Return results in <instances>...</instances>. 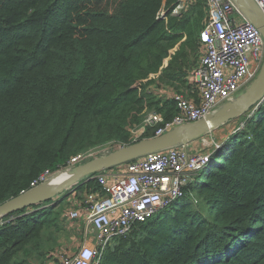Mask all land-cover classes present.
Segmentation results:
<instances>
[{
    "label": "trees",
    "instance_id": "obj_1",
    "mask_svg": "<svg viewBox=\"0 0 264 264\" xmlns=\"http://www.w3.org/2000/svg\"><path fill=\"white\" fill-rule=\"evenodd\" d=\"M177 1L0 0V205L87 149L132 144L128 128L147 113L176 116L135 86L185 85L207 8L189 0L174 16ZM245 115L184 198L115 240L100 264H264V102ZM62 201L0 219V264L62 222L49 217Z\"/></svg>",
    "mask_w": 264,
    "mask_h": 264
},
{
    "label": "built area",
    "instance_id": "obj_2",
    "mask_svg": "<svg viewBox=\"0 0 264 264\" xmlns=\"http://www.w3.org/2000/svg\"><path fill=\"white\" fill-rule=\"evenodd\" d=\"M182 1L185 0L177 1L172 15L177 14ZM253 2L264 17V0ZM206 8L207 19L198 38L204 51L193 73L198 102L175 94L176 116L163 123L154 112L148 113L141 125L128 128L132 144L144 138L149 130L154 138L176 128L206 122L226 104H233L242 97L257 78L264 63V40L257 28L234 0H206ZM164 15L165 12L160 13L158 18ZM188 146L178 145L155 152L95 175L92 181L97 188L80 195L67 211L70 221L85 224V245L71 257H63L60 264H100L115 240L127 236L136 225L155 218L182 199L185 188L193 181L194 176H191L207 164V157L190 154ZM110 153L105 151L100 156ZM96 155L94 150L81 152L66 163L65 170L70 172L89 162V158L95 159ZM46 176H50L48 172L31 184V190L42 188L37 184ZM6 222L0 220V227Z\"/></svg>",
    "mask_w": 264,
    "mask_h": 264
},
{
    "label": "water",
    "instance_id": "obj_3",
    "mask_svg": "<svg viewBox=\"0 0 264 264\" xmlns=\"http://www.w3.org/2000/svg\"><path fill=\"white\" fill-rule=\"evenodd\" d=\"M234 2L244 16L254 24L264 40V17L253 0H234ZM263 102L264 63L257 78L247 89L246 93L240 97V100L233 104H226L213 117L208 118L206 122L176 128L162 136L144 139L134 144L120 147L106 156L98 157L85 164L76 166L70 171V178L53 192L42 188L30 190L1 204L0 218L55 200L66 190L68 193L78 191L83 184L92 180L98 173L115 169L155 152L178 145H188L204 134L213 132L245 115L251 109H257Z\"/></svg>",
    "mask_w": 264,
    "mask_h": 264
},
{
    "label": "rangeland",
    "instance_id": "obj_4",
    "mask_svg": "<svg viewBox=\"0 0 264 264\" xmlns=\"http://www.w3.org/2000/svg\"><path fill=\"white\" fill-rule=\"evenodd\" d=\"M188 3H189V0L182 1V3L179 4L180 9L177 11V14H175L174 16L182 15L184 12L186 13L188 11ZM164 12H165V9L163 8L161 14ZM198 45H199V43L197 41L196 46L198 47ZM197 59H198L197 51H195V52L189 51V50L187 51V61H186L187 65L185 66V68L183 70L184 73L186 74V76H188L190 74V72L192 71ZM189 87L188 88L186 87V88H187V90L190 89L189 92H191L193 86H191V88H189ZM135 88H137V87H135ZM186 88H185V85H183V84H178L175 87V89H177V90H182V89H186ZM137 89H140V91H139L140 93H144L145 91H147L148 85H146V87H144V85H143ZM179 94H182V93H179ZM194 94H195V96L197 94V91L195 88H194ZM241 95L242 94H240L239 96H241ZM239 100H240V98H237L236 102H238ZM149 114H151V113L149 112ZM149 114L147 113L146 116H148ZM154 114H156L162 120V116L159 113L154 112ZM245 116H247V115H242L239 118L231 121L230 123L225 124L223 127L219 128L213 132H208V133L204 134L202 137H200L198 140L191 142V144H189V146H188L189 153L193 154V155L205 156V157H207V162H208L209 156L212 153H214L216 150L220 149L222 144L229 137H231V135L233 136V132L238 131L237 128L243 122L242 118ZM144 119H145V117H144ZM149 133H151V132H149ZM144 139H148V138H141L139 141L144 140ZM115 144H116L115 142L106 143L102 146H97L95 148L89 149V151L94 150V152L96 154H98V155H96L95 158H98V157H101L100 155L102 154V152H105V151L112 152L113 150H116L113 147ZM123 145H126V144H123ZM83 152H88V149L86 151H83ZM93 159L94 158H89L88 161H91ZM69 173H70L69 170L64 169V170L57 172L54 175L46 176L41 181H39V183L37 184V187L40 188L43 186V188H45L46 184H48L50 181L58 179L60 176H63V175L69 174ZM196 175L195 174L192 175L191 178L193 176L195 177ZM187 188H185V191L187 190ZM185 191H184V194H185ZM67 195H68V191L66 190L63 192V194L59 195L60 197H57L55 200L50 201L54 204V203L58 202V200H61V199L63 200L62 201L63 203H61V205H58L56 207L55 211L51 212L52 214L49 213V217H55L53 215V214H55V212H56V214L60 213V215L62 216V222L58 223L59 225L57 227L56 226L46 227V229H44L42 232V237L37 241L31 242L30 245L27 246L23 250V252H21L15 258V262H17L15 264H57V259L55 260V258L59 257V256H57L58 254H66V253L74 254L75 252L78 251V249H76V248H75L76 249L75 251L74 250L62 251L61 250L62 247L61 248L59 247L61 241L64 240V244H63L64 247L67 245L66 246L67 248L72 247L71 249H74L73 239L76 237L73 234L71 227H76L78 224V221H70L67 218V211L72 207V205L70 203H66ZM62 197H64V199ZM188 197L190 198L189 200H191L194 198V194L189 193ZM182 199L175 201L174 204L171 205L166 210H168L172 206L178 204V202L181 201ZM59 202H61V201H59ZM48 206H51V205H46V203H43V204H40L37 208H30V209H28L29 211L26 214L19 216V218H24V216H30L31 214L38 212V211H41ZM166 210H164V211H166ZM159 215H157V216H159ZM65 243H66V245H65Z\"/></svg>",
    "mask_w": 264,
    "mask_h": 264
},
{
    "label": "crops",
    "instance_id": "obj_5",
    "mask_svg": "<svg viewBox=\"0 0 264 264\" xmlns=\"http://www.w3.org/2000/svg\"><path fill=\"white\" fill-rule=\"evenodd\" d=\"M199 42V41H198ZM199 47V48H198ZM198 47H197V54H198V59H197V61L195 62V65H194V67H193V69H192V71L190 72V74L188 75V76H186V78L184 79V81H185V88L187 87H189V88H191V86H193V88H192V91L191 92H189L190 91V89L189 90H187V88L186 89H182V90H177V89H175V87H173V86H169V85H166V84H161V83H159L158 81L156 82V83H153L152 85H150V86H148V89H147V91H145L143 94H145V95H150V96H152V97H154L158 102H159V105L160 106H163V105H165V103L166 102H173V98H174V95L175 94H179V93H182L184 96H186L190 101H194V102H198V94H196V96H195V94H194V88L196 89V86H195V83H194V80H193V73H194V70H195V68L198 66V64H199V60H200V58H201V56H202V54H203V46L199 43V45H198ZM165 67V66H164ZM157 79V76L156 77H152V78H150V80H156ZM175 89V90H174ZM196 91H197V89H196ZM181 94V95H182ZM167 106H168V104H166ZM173 108H174V106H173ZM175 110H176V108H175ZM162 116V121L164 120V118H163V115H161ZM230 123V122H229ZM228 124V123H227ZM224 126V125H223ZM223 126H221V127H223ZM220 127V128H221ZM118 171H120V170H118ZM119 178H121V177H119ZM90 181H92V180H90ZM111 181V180H110ZM88 183V182H87ZM87 183H85V184H83L80 188H79V190L77 191L78 192V194H77V192H76V194H75V192H73V193H68V195H67V197H66V203H70L71 205L79 198V196L80 195H82L84 192H86L87 190H85L83 187L87 184ZM74 195V196H73ZM84 226H85V224H83V222L82 221H78V224H77V226L76 227H71V230L73 231V234L76 236L74 239H73V246H74V249H71V248H67L66 246V243H65V247L63 246V244H64V240H62L61 241V243H60V248H61V250L62 251H64V250H76V249H79L81 246H83V245H85V238H84V234H83V232H84ZM70 235V234H69ZM72 235V234H71ZM72 237V236H71ZM91 242H93V240H91ZM93 244H94V242H93ZM62 245V246H61ZM76 248V249H75ZM72 255H74V254H70V253H66V254H58L57 256H59V257H57V258H55V260L57 259V264H60V261H61V259L65 256V257H70V256H72Z\"/></svg>",
    "mask_w": 264,
    "mask_h": 264
},
{
    "label": "bare ground",
    "instance_id": "obj_6",
    "mask_svg": "<svg viewBox=\"0 0 264 264\" xmlns=\"http://www.w3.org/2000/svg\"><path fill=\"white\" fill-rule=\"evenodd\" d=\"M71 174H66L63 176H60L58 179H55L53 181H50L48 184H46V187L42 189H45L49 192H53L56 190L63 182L67 181L70 178Z\"/></svg>",
    "mask_w": 264,
    "mask_h": 264
}]
</instances>
